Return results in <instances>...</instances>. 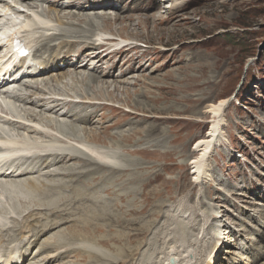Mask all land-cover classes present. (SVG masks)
Listing matches in <instances>:
<instances>
[{
    "label": "rangeland",
    "instance_id": "1",
    "mask_svg": "<svg viewBox=\"0 0 264 264\" xmlns=\"http://www.w3.org/2000/svg\"><path fill=\"white\" fill-rule=\"evenodd\" d=\"M8 1L17 8H24L20 6V4H16L17 0ZM71 1L72 0H68L66 2L70 3ZM146 1L147 0H112L114 3L120 2L130 5H134L132 3L139 4ZM154 1L157 3V8H152L148 14L139 16L142 19L145 15L155 14L157 18L154 20L153 27L157 28L159 32H155L156 30H152V32L150 31L151 28L150 30L149 28H143L145 26L139 25L136 26V28L133 26L134 28L129 31L128 35H122V40L116 37L117 39L110 41L109 45L115 47V45L117 46L123 43L125 39L140 43L138 44V48L133 49V56L131 55L132 53L127 54L136 66L139 65V61L141 62L144 57L143 55L138 59V54L136 52H142L144 50L142 53H151V65L146 68L145 73H149L153 69H159L152 74L155 79L152 78V82L150 80L133 85L135 80L129 78L128 83L130 84L128 86L127 84L124 85L129 93L126 92V94L123 88L117 93H114L113 96L116 98L122 97L121 99L125 102L126 99H128L129 103H131L129 106L133 108L137 109L139 105V108L148 107L151 111L154 110L160 117H165L163 119L159 118L162 122L161 124L157 118L154 119L149 117L152 120H147L145 117H141V115H137V117L130 115L129 109L127 107L125 109V107H123L124 105L117 109L120 104H118V102H108L107 100L106 103L107 98L104 92L101 97H105V100H97L96 103L93 104L90 102L91 105L95 104L94 106L105 103V107L99 112H103V115L97 117L96 119L98 121H93L94 124L91 126H81L80 123V125H77L74 120L65 117L49 116L48 113L46 114V112L40 109L29 110L28 114L35 117L38 115L35 118L36 120H52L51 123L53 125L56 124L64 130L65 134L63 131H60V135H73L76 133L75 135L81 136L83 141L89 132L90 134L94 131L100 133L103 125L104 127H108V133L116 134L125 132L126 134L130 133L127 132L129 129L135 130L136 128L134 127L138 129L148 128L152 122L156 121L160 127L162 126L165 129V132L163 131V136H165L167 143L161 142L160 144L157 142L154 144L151 141H146L136 146L132 140L127 142H121L119 140L117 143V145L120 146L119 157L118 161L115 162L117 165L124 167L125 172L120 174V179L118 180L117 178L114 184L110 183L108 180H104L105 185H111L110 191L96 189L92 193V190H87L85 188L88 193L91 191L90 193L94 195L93 197L92 194H88L89 197L85 200V203L92 198L96 206V208L94 206L90 210L93 212H87V222L82 221L80 223L79 220H76L80 218V215L73 214V212H76L75 207L81 201L83 203L84 199H80V201L78 199L75 200L77 197L76 192L71 193L72 189L67 188L69 184L67 185L66 183L68 182L63 183L67 178H62L59 176L60 174L53 172V175H47L48 177L45 176V174H40L39 176L34 174L31 178L22 179L23 181L21 182H24L25 187L23 188L25 189L30 179L36 180L34 183L36 187L34 190L36 191H25L28 195L32 193L35 194V198L31 197L28 201H25V196L21 198V200L24 201L17 200L18 193L13 189L12 192L10 191L9 195L13 199H11V201L17 206L19 216H17L15 221H9L8 224L10 226H15L13 230L19 237L23 235L22 232L28 231V228L36 230L40 223L46 222L45 217L48 215L46 214L48 212L45 211L44 205H51L53 206L51 209L60 210V216H63V218L65 217V219L69 217V221L65 220V222H67L65 225L56 228L60 231L57 233L59 234L58 238H61L63 235L61 232L65 230L64 234L68 236L73 235L77 238L69 246H82L87 252H84V254L82 253L83 256L73 257L72 255L65 257L60 262L56 261L53 264H184L189 258H192V248L190 246H192L191 244L195 240L201 244L203 247L202 249L208 257L213 251L214 253L217 251V257H215L217 260L214 264H235L234 262H236V264H264V255H258L259 252H262L260 250H264V215H261V213L264 214V0H174L175 3L173 5L170 4V1L164 2L166 0ZM83 2L86 4L85 0ZM36 3L37 4L31 7L30 10L26 8L21 10L22 12L18 13L19 16L11 6L5 3L4 6H2L3 4L0 3V10L4 8V10L0 11L3 15L2 18H5L4 15L12 16L14 13L17 15L15 19L23 20L26 17V12L31 14L43 13L46 16L48 14L50 17H54L55 13L49 10L47 3L40 1ZM181 6H183L184 9L180 8ZM171 7L175 8V11L171 16H168L167 10ZM176 7H179L180 10L177 11ZM96 16L104 15L99 14ZM159 16L161 18H159ZM104 19L105 18L100 17V20H96V26L100 27V29H102L101 20ZM125 22L126 20L122 22V25L113 24V28L116 27L115 33H117L116 30H121L120 28L123 25H129L130 21L128 23ZM63 23L57 25L58 28L62 26L68 27V29L71 28L69 29L70 33L78 36L64 38L66 41L70 40L72 42L71 45H68L70 47H79V49L84 48L85 51H89L91 48H89L90 46H88L87 43L94 41L93 36L99 38L107 35L104 29L100 30L97 27L86 25L87 28L84 26L85 24H82V26L80 25L81 27L76 24H70V26H73L69 27V24L66 25ZM7 26L8 25H5L4 27ZM74 26L81 28V30L84 29V31L82 30V32ZM91 32L92 34H90ZM120 32L121 31H119V33ZM40 36L41 33L37 32L35 34V39L29 40L33 47L40 41ZM144 45L157 47L149 50L148 47ZM4 49L3 47L0 50V56L2 55V50L4 52ZM120 54L123 53H119L118 57H120ZM124 56L121 57L123 58ZM133 57L135 59L137 58V60L133 59ZM99 58L104 62L107 61V64L111 66V64L115 62L116 56H112L110 59H108V57ZM121 60L122 59L119 61ZM1 63H3V60L0 57V64ZM128 63H131L130 60ZM13 64L14 62L11 63V65ZM141 65L146 66L144 62H142ZM7 66H10V64H7ZM186 66L188 67L186 68ZM83 70L87 69L85 68ZM94 71L91 73L96 74ZM85 72L89 75L91 74L90 72ZM191 77H194V81ZM54 78L49 79L47 82L48 84H46L50 86L51 89H48V91H52V93L65 94L67 90L66 93L73 94L74 92L71 90V87L77 84L76 89L84 96L89 97L98 94L97 89H99V85L97 83H95L96 85H94V83L92 85L90 80L80 83ZM66 82L69 84L65 85ZM146 84L148 85L146 86ZM160 93L163 94L161 95ZM175 93H178V95ZM196 94H198L197 96L200 95L202 100H200L201 103L195 105L193 98ZM125 96L127 98H125ZM180 97L183 103H178V98ZM221 98L227 99V103L224 104L222 108V118L224 122V126L221 130L222 136L220 137V141H216L212 146V152L204 159V169L206 170L207 177L204 178L202 183H200V181L195 182L193 180L194 175H192L195 168L191 161L199 156L196 142L197 139L207 134L212 119L211 114L205 112V109L209 103H217ZM155 99H157V101ZM134 101L137 105L134 104ZM167 106H169L168 110L166 109ZM26 109L29 108H25L24 110ZM24 110L22 111L23 114ZM171 110H173V113ZM193 110L194 112H192ZM159 111L162 112V114H160ZM152 114L157 116L156 113ZM152 114L149 116H153ZM174 114L177 115L174 116ZM144 118L146 121L143 120ZM114 120H116L118 125L111 127L112 121ZM133 124L135 125L133 126ZM45 127L49 128V126ZM85 127L88 129L91 128L92 131L85 130ZM38 133L40 136V131H38ZM163 133L161 132L159 134ZM27 135L30 137H35L34 135L38 136L36 133H29ZM42 135L43 134H41V136ZM101 135L104 134H100V138ZM176 135L179 136L178 142L177 140L173 142L168 141ZM115 136L110 140L109 136L107 138V135H105L104 141L106 143H97L91 140H85L86 142L82 143L76 141L81 144L75 146L64 143L63 145H65V147H63V149L67 146L69 148L73 147V149L71 148L70 150H74L72 152L76 154L82 152L81 148L85 149L99 160L97 162L103 163L107 161V159L93 153V151L106 153L108 148L105 144L113 143L119 138V136ZM177 146L183 147L184 150L182 155L177 156L172 153V156L166 153L170 148H177ZM142 147L144 148L143 150H146L143 152L146 153L145 156L142 152H140L141 155L139 152L133 151L135 148ZM161 154L165 155L160 157ZM85 157L88 156L86 155ZM88 158L93 162H90L88 165H83L81 168L92 167L91 164H100L97 162L96 164L94 162L96 160L92 157ZM71 162L69 161V163ZM76 164L78 165L79 161ZM77 165L74 164L73 169L68 171H79L81 165ZM75 167H77V170L74 169ZM49 169L57 170V167L54 166ZM50 170L41 172H50ZM105 172L110 175L108 170L104 169L103 173ZM125 173L127 176L138 174L139 178L141 177L140 179L138 178L137 187V190L140 192L145 189H153L155 194L152 192V196L154 194L155 198H153L150 211L155 210L157 213L154 211L155 214L151 216H149L148 213L135 216L128 214L129 209H141L143 204L141 203L139 191L136 192V195H127L126 192L129 191L133 183L131 185L126 183L125 177H123ZM93 180L94 179H90L89 181L92 183L94 182ZM54 182L56 184L60 183L61 189H63L55 192L57 195L56 198V195L47 198L45 195L38 192L39 190H45V186L44 188L42 187L43 184H52ZM119 182L125 184L119 187ZM101 183L100 181V184ZM146 186H148V189ZM58 192L61 193L59 194ZM120 195H125V199L121 200ZM63 196L65 198L69 197L68 200L58 201ZM72 198L74 206L72 202H68L69 199L71 201ZM133 198L137 199L134 204L135 206L133 205L132 207L130 203ZM0 203L3 204L2 201H0ZM61 204L67 205L65 206L66 208L61 206ZM70 204L72 207L69 206ZM58 205L59 207L57 208ZM65 209H68L66 210L67 213L64 211ZM102 209L105 210L107 214L97 216ZM95 211L99 212L96 213ZM53 217L56 218L57 216L53 215ZM132 219H137L138 227L139 225L150 224V228L144 234H140L131 243H127L125 239L114 240L113 238L115 236L120 235L123 238V234L130 232L129 228H122L118 223L121 222L124 224ZM258 220L261 221L259 222ZM72 225H77L76 227L82 225L81 227L85 228V230H69ZM66 226L68 228H66ZM97 227H100L101 230L94 232ZM7 230L9 229L2 230L0 228V245L9 246V244L19 238H15V235L11 233H4ZM73 232L77 235L73 234ZM28 233L30 234L31 232ZM52 235L54 234L49 232L43 234L36 244L33 245L32 254L34 251L37 252V250H40V245L42 243L45 242L49 244L48 239ZM186 239L188 240L186 241ZM239 243L243 244L240 246L241 248H243L242 246H244V248L246 247V252L242 253L238 249ZM217 245L219 246L218 250L212 249ZM253 247H258L259 249ZM90 252H96L100 255L101 259L92 258ZM175 253L178 254L179 257L177 255L175 256ZM205 253L204 255H206ZM237 255H242L244 258L242 257V259L240 256L237 257ZM31 261L32 260H30L28 264L32 263ZM212 262L209 258V260L207 259L204 261V264H213ZM189 264L201 263L200 260L195 259Z\"/></svg>",
    "mask_w": 264,
    "mask_h": 264
},
{
    "label": "bare ground",
    "instance_id": "2",
    "mask_svg": "<svg viewBox=\"0 0 264 264\" xmlns=\"http://www.w3.org/2000/svg\"><path fill=\"white\" fill-rule=\"evenodd\" d=\"M38 1L47 3L49 10L55 13L54 17H52V16L51 17L53 18L52 22H55L57 25H60V23L64 22L63 24H66V25L69 24V27L73 26V25L70 26V24H76L77 26L78 25L82 26V24H85L84 26L89 25L91 27H97L96 26V23H97L96 20L97 19L100 20V17L101 18H105L104 20H101V24H102L101 28L102 29H100V27H97V28H99L100 30L104 29V31H106V33L108 35H110L112 38L110 40H108V41H105V43L102 44L101 46H97L95 49L91 48V44L92 43L88 42L87 44H88V46H90L89 48H91L92 51H95V50L97 51L99 49H102L100 52L104 55L103 57H106V58L108 57V59H110V58H112V56L113 57L116 56V59H115V62H113V64H111V66H109L107 64V61H105V62L102 61V59L99 58L97 55L95 57L91 58L89 54H83L82 53L83 52L82 51L83 48L79 49V47L75 48L74 46L73 47L68 46V45H71L72 42L70 40L66 41L64 39L65 37H72V38L73 37H78L76 34L72 35L70 33L69 29H71V28H69V29L68 28L67 29H60L58 31H53L52 33H46V34L45 33H41V36H40L41 39L39 41V44L34 49L33 55H32V59H33L32 60V65L38 67V69L35 68V67L34 68L32 67V70H29V69H26L25 67H23V63L26 61L25 59H16V60H14L15 61L14 65L9 66L7 68H6L7 65H2V64L0 65V76L4 72V74L2 76V80H0V88L4 89L2 91V93L3 94L12 93V95L16 98V100L18 102H20V104H21L20 107H21L22 111L25 108H29V109L24 110V114L23 115L25 116V118L32 119L33 121H35L36 120L35 118L38 115L35 117V116H32L31 114H28V112H29V110L40 109V110L46 112V114L48 113L49 116L54 115V117L55 116L65 117L67 119L69 118V119L74 120L77 125L80 123L81 126L82 125L83 126H91V125L94 124L95 120H97L96 119L97 117H101L103 115L102 114L103 112H101V113H99V112L101 110H103V108L105 107V103L97 102V103H100V104L99 105L97 104L98 106H94L95 104L91 105L90 102L93 104V103H96L97 100H101L102 101V99L105 100L106 98H107L106 99V103H107V100H108V102L110 101V102H118V104L120 103L119 107H117V109H119L123 105H124L123 107H125V109L127 107L129 109V114L130 115H134L136 117H137V115H141V117H145L147 120H152L149 117L154 118V119L157 118L158 120H159V118H161V119L165 118V117H160L159 114H157V112H155L154 110L151 111L148 107L139 108L138 107L139 105H138L137 109H136V108H133V107L129 106V104H131V103H129L128 99H126V102H125V101H123L121 99L122 97L121 98L119 97L120 99L117 97L118 98L117 99L116 97L113 96L114 93H117L118 91H120V89H123V88L125 89V93L126 92L129 93L127 88L124 87V85L127 84V86H128L130 84V83H128V79L129 78L135 80V82H133V85L134 84L136 85L137 83H144L145 81H150V80L152 82V78H154L152 76V74L155 73V71H158L159 69H153V70L150 69L151 71L149 73H145L146 68L149 67V65H151V59H152L151 55H150L151 53H142L144 50L142 52H136L138 54V56L136 55L138 59L141 56L144 55L143 60H141V62L139 61V65L136 66L133 63V60L130 59V56H128L127 54L128 53H132L131 55L133 56V52H132L133 49L138 48V46H139L138 44H140V43L131 42V41H128V40L125 39L127 42L125 44H122L118 48L116 47L114 49L113 47H111L109 45L110 41H114L113 38H116V37L117 38H123V36H122L123 34H124V36L128 35L129 31L134 28L133 26H135V28H136V26H139V25L140 26H145L143 28H147V29L149 28V30L151 28L150 31L156 30L155 32H159L157 30V28L153 27V23L155 22L154 20L157 18V16H155V14L145 15L142 19L139 16V15H143V14H148L149 11L152 8L156 9L157 8L156 1L147 0L146 2H141L139 4L132 3L134 5H130V4H122L120 2L119 3H114V2H112V0H85L86 4L83 2L84 0H72L70 3L66 2L68 0H17L16 4H20V6L24 7V8H20L21 10H23L25 8L27 10H30V8L34 7V5L37 4L36 2H38ZM167 1H170L171 5H173L175 3L174 0H166L164 2H167ZM0 3L3 4L2 6H4V3L6 5H9L6 2V0H0ZM15 8H12V9H14V11L17 14L22 12L17 7H15ZM176 8H177V11L180 10V8L184 9L183 6H181L180 8L179 7H176ZM2 10H4V8H2L0 11H2ZM174 11H175V8L171 7L170 9H168L167 10L168 16L169 15L171 16L174 13ZM99 14L100 15L103 14L104 16H96V15H99ZM106 14H107V16H106ZM26 15H27V12L25 13V16ZM108 15H110V16H108ZM18 16H19V14H18ZM47 16L49 17L48 14H47ZM2 17H3L2 12H0V37H3V36H5V35H7L8 33L11 32L12 26L8 25V20L10 18H13V17L17 18V15H15L13 13L12 16H10V17H7V18H2ZM159 18H161V17L159 16ZM125 20H126L125 23H128L130 21L129 25L128 24L123 25L120 28L121 30H116V32L118 34L115 33L116 27L113 28V26H114L113 24L122 25L123 24L122 22H124ZM46 23H47V21H46ZM26 24H30V23L26 22ZM26 24H24V25H26ZM5 25H8V26L4 27ZM75 28H78V27H75ZM138 28H140V27H138ZM78 29L81 30V28H78ZM163 29H166V28H163ZM82 30L84 31V29H82ZM119 31H121V32L119 33ZM92 32L90 34H92ZM97 35H99V34H97ZM159 37H158V39L160 40ZM135 38H133V39H135ZM158 43H160V42H158ZM28 46H30L29 43H28ZM144 46H147V45H144ZM3 47H4V44L2 42H0V50ZM147 47H148L149 50H152V49L156 48L157 46H155V47L147 46ZM86 52H89V51H86ZM2 53L3 54L0 57L3 60L4 58H6L8 50L4 49V52L2 50ZM119 53H123V54H120V57H118ZM75 56L77 58H75ZM121 56H124V57L122 58ZM137 58L135 59L133 57V59H135V60H137ZM120 59H122V60L119 61ZM129 60H130L131 63H128ZM142 62H144V64H146V66L145 65H141ZM200 63H198V64H200ZM187 67L188 66H186V68ZM85 68L87 70H83ZM85 71L90 72V73L92 71H94L96 74L91 73L89 75ZM16 75H19V76H16ZM156 75H158V74H156ZM171 76H173V75H171ZM54 77L56 79H59V80L60 79L71 80V81L80 82V83H84L86 80H90V82H92V85H93V83H94V85H96L95 83H97L99 85V89H97L98 94L97 95H93V96H89V97L88 96H84L83 94L79 93V91L76 89V85L77 84L75 86L71 87V90L74 92L73 94L66 93L67 90L65 91V94L64 93H62V94L61 93L60 94L59 93H52V91L51 92L48 91V89H51V88H50V86H48L46 84H48L47 82L49 81V79H53ZM191 79L194 81V77H191ZM67 84H69V83L66 82L65 85H67ZM183 84H181V85H183ZM98 85H97V87H98ZM147 85L148 84H146V86ZM9 86H16V87H13V89H11V91H8V90H6V88H9ZM164 88H166V87H164ZM55 90H57V89H55ZM139 90H142V89H139ZM178 91H176V92H178ZM195 91H196V89H195ZM54 92H56V91H54ZM103 92H104V94L106 93V95H105L106 98L105 97H101ZM141 93L143 94L142 91H141ZM119 94H120V92H119ZM132 94H133V92H132ZM176 95H178V93ZM197 95L198 94H196V96L193 98V101H195L194 102L195 105L201 103L200 100H202L200 95L199 96H197ZM190 96H191V94H190ZM125 98H127V97L125 96ZM157 99H155V100L157 101ZM120 100H121V102H120ZM144 100H147V99H144ZM135 101H134V104H135ZM137 101H139V100H137ZM184 101H186V100H184ZM142 102H144V101H142ZM180 102L183 103L181 97L178 98V103H180ZM226 103H227V99L221 98V99L218 100L217 103H209L206 106L205 112L211 114L212 119H211V122H210L209 131L207 132V134L204 137L197 139V142H196V147H197V151H199V156L191 161V163L194 165L193 167L195 168L194 171H193V174H192V175H194V179L193 180L195 182H197V181L199 182L200 181V183H202V181H204V178L207 177L206 170L204 169V166H205L204 165V159L208 157V154L210 152H212L211 148L215 144V142L218 141V140L220 141V139H221L220 138L222 136L221 130H222V127L224 126V122H223V118H222V116H223L222 115V108L224 107V104H226ZM170 104H171V102H170ZM135 105H137V104H135ZM169 106H167V108H166L167 110H168ZM194 110L192 112H194ZM172 111L173 110H171V112ZM113 112H114V110H113ZM118 112H119V110H118ZM152 113H156L157 116L153 115ZM159 113L162 114V112H160V111H159ZM150 114H152L153 116H149ZM176 115L177 114H174V116H176ZM145 118L143 119L144 121H146ZM44 119H42V120H44ZM38 121H39V123H41L44 126H49V128L50 127L51 128H57L60 131H63V133H64V130H62L61 127H58L56 124L53 125L51 123L52 120L51 121H47V120L41 121L39 119L36 120V122H38ZM179 121H180V119H179ZM191 121H193V120H191ZM149 122H151V121H149ZM149 122H147V123H149ZM161 123L162 122L160 121V124ZM117 125L118 124H117L116 120L112 121L111 127H115ZM134 125L135 124H133V126ZM15 127H16V129H22L24 132L26 131L27 134H29V133H32V134L36 133L37 135L39 134L38 133L39 130H37L35 128L25 129L20 124H16ZM161 127L159 126L158 122L155 121V122H152V124L149 125L148 128H139L138 129L137 127H134V128H136L135 130L129 129L127 132H130V133H126V134H125V132H120V133H116V134L115 133H108L107 132L108 127H106V126L104 127V125L102 126V131L100 133L94 131V132H92L90 134V132H89L87 134V136H85V140H87V141L91 140V141L97 142V143L98 142L106 143L104 141L105 135H107V138L109 136L110 140H112V137L115 136V135H117V137L119 136V138H117L113 143L105 144L106 147L108 148V150H106V153L105 152H101V151H93V153H96V154L106 158L107 161H105L103 163L94 161L95 163L97 162V163H100V164H97V163H96L97 165L91 164L92 167H89V168H81L83 165H88L90 162H93V161L89 160L90 158L85 157L86 155H85L84 152L82 153V152L78 151L79 153L76 154V153L72 152L74 150H70L71 148L73 149V147L69 148L67 146L68 148L66 147V148H64L65 149L64 150L63 149V147H65V145H63L64 143H62V144L57 143V145H59L60 147L45 148L44 150H47V152L43 153V154H32L30 157L24 156V155H20V156H16V157H13V158L4 159L2 161V163H1V165H0V174H1L2 177H5L4 175H8V178H12V179H14V181H16L14 184L11 183L12 186L9 188L11 190V192H12V189L16 191V189L19 188V187H22V188L25 187L24 182H21V181L24 180V178L25 179L31 178V176L33 177L34 174H36L37 176H39L40 174L41 175L45 174V176H47V175H51L52 176L53 172H57V174H60L59 175L60 177L67 178V180L63 181V183L68 182V183H66L67 185L69 184V186H67V188L72 189L71 193L76 192V194H77L76 196L77 197H76L75 200L78 199L80 201V199H84L83 203H82V201L80 203L77 201L79 204L77 206L75 205L76 206L75 207V211L76 212H73V214L80 215V218L76 219L77 221L79 220L80 223L82 221L87 222L86 221V218L88 216L87 212H89V213L93 212V211H90V210L95 206L94 200H92L91 195H90L91 199L86 201L87 203H85V200L88 199V197H89L88 194H92L93 191L96 190V189L110 191L111 190V185H109V186L105 185L104 180H108L110 183L114 184L116 182L117 178H118V180L120 179V174H123L125 172L124 171L125 168L122 167V166L117 165V163L115 162V161H118V157H119L120 146L117 145L118 141L120 140L121 142H124V141L127 142L129 140H132L135 143L136 146H137V144H140V143L142 144L143 142H146V141H151L154 144L159 142L161 144V142H166V138H165V136H163L164 135L163 131L165 132V129L163 127L162 128ZM86 129H87V131H92L91 128L88 129V128L85 127V130ZM131 131H133V132H131ZM2 132L3 133L12 132L11 134L14 133L11 129H7V131H2ZM158 132L159 133L162 132L163 134H159ZM75 134H73V135H64L62 137L65 138V139H68V140H74V141L81 142V143L82 142H86L85 140L83 141V138L81 139V136L79 137V135H75ZM98 134L99 135L100 134H104V135H101V138H100ZM34 136H36V135H34ZM42 136L43 137H48L49 135H46V134L44 135L43 134ZM184 137H185V135H184ZM178 138H179V136L176 135V136H174L173 138H171L168 141L173 142V141L177 140V142H178L179 141ZM184 140H183V143H184ZM0 143L12 144V143H15V140L13 139V137L12 138L9 137L5 141H0ZM23 144H25V143H23ZM26 145L29 147V145L27 143H26ZM52 145H54V144H52ZM132 145H134V144H132ZM75 148L78 149L77 147H75ZM107 148H105V149H107ZM143 149H144L143 147L142 148H135L133 151L134 152H139V153L142 152L143 153V152L146 151V150H143ZM170 150L166 151V153L169 154V155L170 154L172 155V153H173V154H176L177 156H180V155H182V152H183L184 149H183V147L177 146V148H170ZM147 153H148V151H147ZM162 153H164V152H162ZM143 154L145 156L146 153H143ZM164 155L165 154H163V155L161 154L160 157H162ZM71 160H72V162H71ZM69 161L71 163H69ZM78 161H79V164L81 162V164H80L81 166L78 164L81 169L79 168V171H76V172L74 170H73L74 172L73 171H68V170H72L74 164L77 165L76 163H78ZM54 166L57 167V170H55V169L50 170L49 169V168L54 167ZM74 169L77 170V167H75ZM104 169L108 170V172L110 173L111 176L109 174H106V172L103 173ZM45 170H50V172L46 171L45 173H42ZM39 172H41V173H39ZM56 176H58V175H56ZM123 177H125V181H126L127 184L129 183V185H131L133 183L132 184L133 186L131 185L130 188H129V191L126 192L127 195L128 194H129V196H132L134 194L136 195L137 194L136 192L139 191V190H137V187H138V181H139V179L141 177L139 178L138 174H134L132 176H127L126 173L123 175ZM90 179L91 180L94 179L93 180L94 182L91 183L89 181ZM100 181L102 182L101 184H100ZM35 182H36V180H31L30 179L27 182V184H26V189L25 188H23V189H25L26 192L36 191V190H34V189H36V187L34 185ZM120 182H122V181H120ZM155 182H156V180H155ZM134 183H135V185H134ZM123 184H125V183H120V185H118V186L120 187ZM6 185L10 186V183H6ZM250 185H253V184H250ZM44 186H45V190L46 191L45 190H39L38 192L40 194L45 195L47 198L48 197H52L53 195H56L55 192H57V191H59L61 189L60 183L56 184L55 182L52 183V184H50V183L43 184L42 187L44 188ZM146 187L148 189V186H146ZM85 188L87 190H92V193H90L91 191L88 193V191ZM61 190H63V189H61ZM112 191H114V190H112ZM179 191H180V189H179ZM64 192H66V191H64ZM152 192L154 193L152 188H151V190H146L145 189L144 191L140 192L141 203L143 204V206L141 204L140 205L142 206V208L141 209H136V208L129 209L128 210V212H129L128 214H130L132 216L141 215V214H144V213H148L149 216L155 214V212H156L155 210H154L155 212L154 211H150V206L152 205L153 198H155V196H154L155 193L152 196ZM58 193L60 194L61 192H58ZM160 194H161V192H160ZM66 196H68V195H66ZM124 196L125 195H120V199L124 200L125 199ZM56 197H57V195L55 196V198ZM63 197H61L60 200H58V199L57 200L58 201L68 200L70 195H69L68 198L64 197V199H63ZM93 197H94V195H93ZM70 199H71V197H70ZM70 199H69L68 202L71 203L73 201V198H72L71 201H70ZM136 199L133 198L132 201L129 199L131 201L130 206L133 207V205L136 203ZM91 202H92V204H91ZM64 203H65V201H64ZM72 204H73V202H72ZM61 206L65 207L67 205L61 204ZM69 206L72 207L71 204ZM73 206H74V204H73ZM52 207L53 206H51V205H47V206L44 205L45 211L48 212V213H46L48 215L45 217L46 222L40 223L36 230H31V229H29L27 227L28 231L22 232L23 235H20L21 238L19 236H17L15 231L13 230L15 228L14 225L13 226H9V227H2L0 225V228L2 230L9 229V230H7L4 233H11V234L15 235V238L19 237V238H17L16 241H14L11 244H9V246H4L3 244L0 245V264H28L30 262V260H32L31 262L33 264H53L56 261L60 262L65 257L72 256V255H73V257H75V256H83L84 252H87L85 250V248L82 247V246L81 247H70L69 245L73 241H75V239H77V238H75V236H73V235L72 236H68V235L64 234L65 230L61 232V233H63L61 238H58L59 234H57V233H59L60 231H58L56 228H60V226L65 225L67 223V222H65V220H68L69 217L67 216L68 217L67 219H65V217L63 218V216L61 217L60 216V210L54 209V208L51 209ZM58 207H59V205L57 206V208ZM103 207H105V206H103ZM95 208H96V206H95ZM97 208H98V206H97ZM103 209L100 212L97 211V212H99L97 216H99V215L102 216L104 214H107L106 211L103 210ZM66 210H68V209H65L64 211H66ZM176 211H178V210H176ZM66 213H67V211H66ZM53 215H56L57 217L54 218ZM261 215L263 216L264 214L261 213ZM69 216H70V214H69ZM13 221H15V220H12V222ZM258 221L260 222L261 220H258ZM118 224L122 228H125V229L129 228L130 232H126L125 234H123L122 235L123 238L120 235H117L113 239L114 240L125 239L127 243L133 242L140 234H144L150 228L149 227L150 224H143L142 226L139 225V227H138L137 219L129 220L128 222H125L124 224H122L121 222L118 223ZM76 226L77 225H72L69 228V230H77V229L78 230H82V231L85 230V228L81 227L82 225L79 226L80 228L76 227ZM66 228H68V227L66 226ZM99 230H101V228L97 227L94 230V232H98ZM13 231H14V233H13ZM28 232H31V233L29 234ZM48 232L54 234L48 239L49 240V244H47L45 242L42 243L40 245V250H37V252L34 251L33 254H32L33 245L36 244V242L41 238V236L43 234H46ZM130 233H132V234H130ZM73 234H75V232H73ZM75 235H77V234H75ZM79 235H80V233H79ZM24 237H27V238H24ZM201 238H203V237H201ZM187 240L188 239H186V241ZM102 241H106V240H102ZM173 245H172V247H173ZM191 245L192 246H190V247L192 248L191 249L192 250V253H191L192 258H189L187 260V262H185L184 264H187V263L189 264L191 261H193L195 259L196 260H200L201 264H204V261H206L207 259L209 260V258H210L211 262L213 260V262H212L213 264L217 260L215 258V257H217V254H216L217 251L215 253L213 251V253L210 254L209 257H208V255L202 249L203 247L201 246V244L199 242H197V240L192 242ZM238 245H239L238 249L242 253L246 252V247L245 248H244V246H242L243 248L240 247L241 245H243L242 243H239ZM218 247L219 246L217 245V246H214V248H212V249L218 250ZM63 248H65V249H63ZM253 248H258V247H253ZM260 251H262V252H259L258 255H264V252H263L264 250H260ZM204 253L207 255V257H206V255H204ZM172 255H174V254H172ZM176 255L178 256V254L175 253V256ZM90 256L92 258H97L98 260L101 259L100 255L97 254L96 252H90ZM203 256H205V257H203ZM238 256H240V258L243 257L242 255H237V257ZM214 258H215V260H214ZM32 263H30V264H32ZM192 263H194V262H192ZM234 263L236 264V262H234ZM170 264H172V263H170Z\"/></svg>",
    "mask_w": 264,
    "mask_h": 264
}]
</instances>
